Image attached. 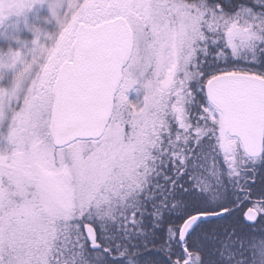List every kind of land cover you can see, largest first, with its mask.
<instances>
[{
    "label": "snow or ice",
    "instance_id": "snow-or-ice-1",
    "mask_svg": "<svg viewBox=\"0 0 264 264\" xmlns=\"http://www.w3.org/2000/svg\"><path fill=\"white\" fill-rule=\"evenodd\" d=\"M0 264H264V0H0Z\"/></svg>",
    "mask_w": 264,
    "mask_h": 264
}]
</instances>
